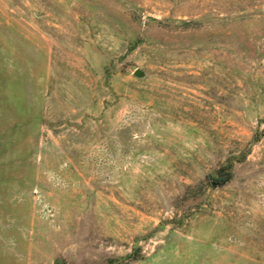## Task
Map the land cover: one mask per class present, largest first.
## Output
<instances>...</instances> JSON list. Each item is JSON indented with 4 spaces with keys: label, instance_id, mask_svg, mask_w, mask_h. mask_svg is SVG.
<instances>
[{
    "label": "rangeland",
    "instance_id": "rangeland-1",
    "mask_svg": "<svg viewBox=\"0 0 264 264\" xmlns=\"http://www.w3.org/2000/svg\"><path fill=\"white\" fill-rule=\"evenodd\" d=\"M0 264H264V0H0Z\"/></svg>",
    "mask_w": 264,
    "mask_h": 264
},
{
    "label": "trees",
    "instance_id": "trees-1",
    "mask_svg": "<svg viewBox=\"0 0 264 264\" xmlns=\"http://www.w3.org/2000/svg\"><path fill=\"white\" fill-rule=\"evenodd\" d=\"M232 176V171H227L225 173V176H222L221 178H219L218 182L219 184L224 183L225 181H227L228 179H230V177Z\"/></svg>",
    "mask_w": 264,
    "mask_h": 264
}]
</instances>
